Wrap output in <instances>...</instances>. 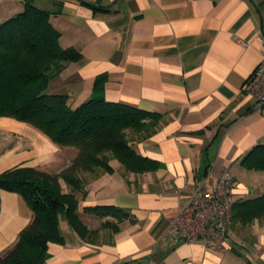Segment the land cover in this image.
<instances>
[{"label": "crops", "instance_id": "1", "mask_svg": "<svg viewBox=\"0 0 264 264\" xmlns=\"http://www.w3.org/2000/svg\"><path fill=\"white\" fill-rule=\"evenodd\" d=\"M39 1L58 11L49 21L59 45L82 56L65 63L47 92L66 94L73 107L98 94L161 115L152 133L131 140L161 166L134 173L110 159L112 173L80 172L78 217L97 233L82 239L61 218L64 241L48 243L44 264H264V217L232 221L223 249L174 242L169 232L193 188L210 189L223 169L235 201L264 194V170L241 164L251 150L264 151V105L255 108L242 91L264 52V0ZM23 8L22 0H0V24ZM63 152L30 124L0 117V173H59L73 157ZM94 205L121 207L133 221L83 211ZM31 217L19 194L0 189V251ZM106 221L118 230L103 228Z\"/></svg>", "mask_w": 264, "mask_h": 264}, {"label": "trees", "instance_id": "2", "mask_svg": "<svg viewBox=\"0 0 264 264\" xmlns=\"http://www.w3.org/2000/svg\"><path fill=\"white\" fill-rule=\"evenodd\" d=\"M22 1L23 10L0 24V117L28 123L60 148L70 146L77 152L59 173L31 167L0 173V189L19 194L32 213L16 241L0 251V264H44L48 243L64 241L61 218L82 239L95 237L97 230L89 229L77 213L75 193L83 192L80 172L102 169L112 173L110 159L134 173L161 166L139 154L131 143L133 137H145L156 129L159 113L107 101L98 94L73 107L66 94L47 92L48 82L65 63L79 61L82 56L74 47L59 45L60 33L49 21L58 11L36 6L35 0ZM241 164L246 169L264 170V151L251 150ZM60 180L69 191L62 190ZM83 211L98 217L113 216L117 222L133 221L125 209L114 205L86 206ZM262 217L264 194L234 200L232 221L246 224ZM101 226L118 230L116 223L108 221Z\"/></svg>", "mask_w": 264, "mask_h": 264}, {"label": "built area", "instance_id": "3", "mask_svg": "<svg viewBox=\"0 0 264 264\" xmlns=\"http://www.w3.org/2000/svg\"><path fill=\"white\" fill-rule=\"evenodd\" d=\"M242 91L254 99V107L264 105V52ZM211 187L196 186L189 198L170 220L169 232L174 242L200 241L213 249H223L232 224L234 184L228 169H223Z\"/></svg>", "mask_w": 264, "mask_h": 264}, {"label": "rangeland", "instance_id": "4", "mask_svg": "<svg viewBox=\"0 0 264 264\" xmlns=\"http://www.w3.org/2000/svg\"><path fill=\"white\" fill-rule=\"evenodd\" d=\"M41 2L39 1V0H35V5L36 6H39V7H41V8H43L41 5ZM62 149V151H63V148H61ZM77 152V149L76 148H74V147H65L64 148V152L63 153H65V155L67 156V157H72L75 153ZM57 168H60V167H57ZM68 188V187H67ZM67 188L66 187H64V185H62V190L63 191H66L67 190Z\"/></svg>", "mask_w": 264, "mask_h": 264}, {"label": "water", "instance_id": "5", "mask_svg": "<svg viewBox=\"0 0 264 264\" xmlns=\"http://www.w3.org/2000/svg\"><path fill=\"white\" fill-rule=\"evenodd\" d=\"M128 264H147V263L134 260V261L129 262Z\"/></svg>", "mask_w": 264, "mask_h": 264}]
</instances>
